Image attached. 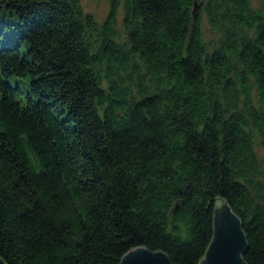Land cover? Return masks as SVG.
I'll return each mask as SVG.
<instances>
[{
	"label": "trees",
	"instance_id": "obj_1",
	"mask_svg": "<svg viewBox=\"0 0 264 264\" xmlns=\"http://www.w3.org/2000/svg\"><path fill=\"white\" fill-rule=\"evenodd\" d=\"M254 1L109 0L98 23L80 0H0L6 264H121L137 247L201 264L221 202L264 264Z\"/></svg>",
	"mask_w": 264,
	"mask_h": 264
},
{
	"label": "water",
	"instance_id": "obj_2",
	"mask_svg": "<svg viewBox=\"0 0 264 264\" xmlns=\"http://www.w3.org/2000/svg\"><path fill=\"white\" fill-rule=\"evenodd\" d=\"M247 248L241 221L226 203L221 202L214 213L213 240L201 264H247L243 259ZM0 264L6 263L0 258ZM121 264L173 263L164 252L137 247L124 256Z\"/></svg>",
	"mask_w": 264,
	"mask_h": 264
},
{
	"label": "rangeland",
	"instance_id": "obj_3",
	"mask_svg": "<svg viewBox=\"0 0 264 264\" xmlns=\"http://www.w3.org/2000/svg\"><path fill=\"white\" fill-rule=\"evenodd\" d=\"M80 3L84 9V11L88 14H91L98 23H103L109 12H110V2L109 0H80ZM253 5L258 8L260 6H264V0H255ZM124 12H123V6L121 5V8L119 9V14H118V22H119V27L120 31L122 33L121 39L125 37V33L123 32L122 29V20H123ZM204 27H205V38L206 40H210L213 38L212 33L210 34V31L208 28V25L206 22H204ZM208 31V32H207ZM210 34V35H209Z\"/></svg>",
	"mask_w": 264,
	"mask_h": 264
}]
</instances>
